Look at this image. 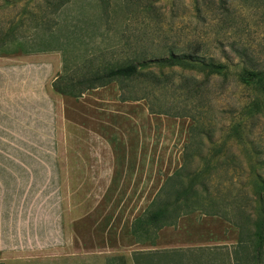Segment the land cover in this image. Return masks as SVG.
Instances as JSON below:
<instances>
[{
	"label": "rangeland",
	"instance_id": "obj_1",
	"mask_svg": "<svg viewBox=\"0 0 264 264\" xmlns=\"http://www.w3.org/2000/svg\"><path fill=\"white\" fill-rule=\"evenodd\" d=\"M12 27L52 31L65 52L22 55V93L12 80L0 111L4 237L19 264L49 240L75 264L165 251L148 264H250L264 216V0H0V31ZM171 53L207 64L158 63ZM132 61L153 63L78 99L53 89L62 73ZM165 184L196 210L138 243L132 225Z\"/></svg>",
	"mask_w": 264,
	"mask_h": 264
},
{
	"label": "trees",
	"instance_id": "obj_2",
	"mask_svg": "<svg viewBox=\"0 0 264 264\" xmlns=\"http://www.w3.org/2000/svg\"><path fill=\"white\" fill-rule=\"evenodd\" d=\"M66 1H63L60 5L63 6ZM59 6V5H58ZM24 23H22V26ZM18 28V27H17ZM15 29L13 27L7 31H0V56H14V55H31L40 54L53 51H61L64 55V49L57 47V36L51 31L48 35H35L31 37L17 36L14 34ZM55 45V46H54ZM199 58V59H197ZM65 62V60H64ZM150 63H144V65H137L132 62H127L125 64L119 65L114 68L99 67L96 71L93 70L90 74L82 72L76 77L73 75H68L62 73L53 82V89L58 94L71 97L80 98L84 93L98 88L109 86L116 80L122 79H134L141 74V70L146 68ZM160 64H167L171 67H182L183 69L196 70L197 66H203L204 60L200 57H193L188 55H175L171 53L170 57L166 60L158 62ZM193 66V69L190 66ZM65 66V65H64ZM208 67L213 71H219L221 66H216L214 64H209ZM64 72H66V67H64ZM143 71V70H142ZM81 73V72H80ZM76 76V75H75ZM247 77L255 78L258 74L255 71L248 72ZM196 90L193 89L191 94H195ZM142 96L139 99H144ZM132 98H124V100H129ZM134 99V98H133ZM172 180V179H171ZM169 180V183L171 182ZM168 184V183H167ZM165 184L161 188L159 193L158 201L153 202L149 209H147L143 215L138 217L133 225L132 232L134 236H138L141 240L138 243L148 242L152 245L156 243L159 232L168 226H174L178 219L182 216L192 213L196 209L191 208L188 203L190 197L185 195L177 197L175 200H170L168 197H163ZM264 185V183H263ZM181 200L186 201V206L189 208L186 211H181L179 213L174 212L172 207L181 204ZM158 203V208L155 209ZM190 206V207H189ZM264 212V211H263ZM214 215H219V212H214ZM223 217V216H222ZM256 241L253 246V255L250 264H264V216L263 219L257 223L256 231L254 233ZM169 252H156V253H142L138 252L136 256V264H148V260L157 257L156 255L168 254ZM107 264H127L124 257H112L107 260Z\"/></svg>",
	"mask_w": 264,
	"mask_h": 264
},
{
	"label": "crops",
	"instance_id": "obj_3",
	"mask_svg": "<svg viewBox=\"0 0 264 264\" xmlns=\"http://www.w3.org/2000/svg\"><path fill=\"white\" fill-rule=\"evenodd\" d=\"M35 68L36 66L33 65L31 71L32 74H35ZM33 78L35 77L33 76ZM12 80L17 87L21 88L17 89L16 92L22 93V55L0 56V111L3 113L2 116L5 115L9 117L10 115L5 114L4 111L12 110ZM3 221L2 185L0 183V264H19V257H15V254L12 253L10 239L8 243H6ZM161 231L158 234L159 240ZM29 242H31V240ZM51 242L52 240H49V245L46 246L38 245V248L32 247L33 244L30 243L31 250L22 252V264H75V258L78 257L75 255L59 254L57 248H53Z\"/></svg>",
	"mask_w": 264,
	"mask_h": 264
}]
</instances>
